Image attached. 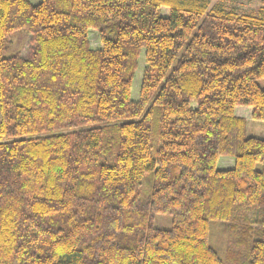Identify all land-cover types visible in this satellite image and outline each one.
I'll return each instance as SVG.
<instances>
[{"label": "trees", "instance_id": "trees-1", "mask_svg": "<svg viewBox=\"0 0 264 264\" xmlns=\"http://www.w3.org/2000/svg\"><path fill=\"white\" fill-rule=\"evenodd\" d=\"M211 2L0 0V264H264V0Z\"/></svg>", "mask_w": 264, "mask_h": 264}, {"label": "rangeland", "instance_id": "rangeland-1", "mask_svg": "<svg viewBox=\"0 0 264 264\" xmlns=\"http://www.w3.org/2000/svg\"><path fill=\"white\" fill-rule=\"evenodd\" d=\"M41 0H31L33 4H38ZM211 6L215 4H224L232 9L241 12H253L261 6V0H212ZM166 14L167 10H163ZM89 37L91 41V46L93 48H100L101 42L98 36V32L94 29L89 30ZM30 34L25 30H18L13 33L11 37V44L8 51L4 54V57L21 55L26 56L29 49ZM139 66L135 74L133 81L132 97L134 100H138L143 72L146 65L145 62V50L142 51L139 58ZM259 85L264 88V79L259 80ZM1 117V115H0ZM156 129V128H155ZM246 135L256 136L259 138H264V121L248 118L246 124ZM153 145L157 147L159 145L158 136L156 133L153 137ZM235 159L232 157L222 156L218 162L219 169H228L234 165ZM154 184V172L147 173L143 180L141 186V197L143 199L149 198L152 194ZM219 223H212L211 225V243L213 246L219 245L220 238L222 236V228L217 227ZM153 226L158 229L169 230L172 228V216L169 214H155L153 218ZM222 247V246H221Z\"/></svg>", "mask_w": 264, "mask_h": 264}, {"label": "crops", "instance_id": "crops-1", "mask_svg": "<svg viewBox=\"0 0 264 264\" xmlns=\"http://www.w3.org/2000/svg\"><path fill=\"white\" fill-rule=\"evenodd\" d=\"M248 116L246 115V124H247V118ZM250 119V118H249ZM235 164V163H234ZM234 167V165H232V167H230V168H233ZM230 168H228V169H230ZM221 170H225V169H221Z\"/></svg>", "mask_w": 264, "mask_h": 264}]
</instances>
